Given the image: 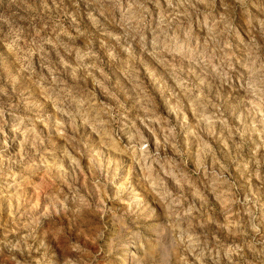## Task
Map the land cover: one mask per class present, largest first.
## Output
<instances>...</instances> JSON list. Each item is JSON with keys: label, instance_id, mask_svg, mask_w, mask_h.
Segmentation results:
<instances>
[{"label": "rangeland", "instance_id": "1", "mask_svg": "<svg viewBox=\"0 0 264 264\" xmlns=\"http://www.w3.org/2000/svg\"><path fill=\"white\" fill-rule=\"evenodd\" d=\"M0 264H264V0H0Z\"/></svg>", "mask_w": 264, "mask_h": 264}]
</instances>
